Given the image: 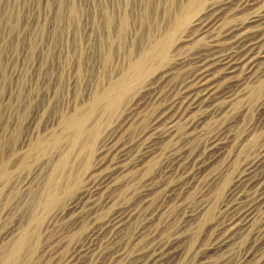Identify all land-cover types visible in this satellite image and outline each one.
Masks as SVG:
<instances>
[{
	"label": "rangeland",
	"instance_id": "obj_1",
	"mask_svg": "<svg viewBox=\"0 0 264 264\" xmlns=\"http://www.w3.org/2000/svg\"><path fill=\"white\" fill-rule=\"evenodd\" d=\"M60 1L0 0V160L11 152L22 151L21 143L33 131L38 136H43L47 130L64 134L68 128L60 123V118L71 117L75 105L80 109L92 102L95 91L105 87L109 77L126 69L135 59L142 45L148 42L149 34L160 33L166 25V18L155 13L148 23L140 24L134 11L138 0H127L135 16L124 34L126 40L112 46V58L101 69L100 44L107 37L100 13L101 2L118 25V10L126 5V0H74L78 7L75 19L69 14L73 0H65L62 5ZM261 3L264 4V0ZM15 12L20 13L17 22ZM115 32L114 28L112 33ZM204 41L195 30L185 46L172 55L182 59L196 54ZM34 43L36 47L32 52ZM182 60L176 74L160 88H152L136 97L135 104L138 105H134L135 112L124 121L126 124L121 123L122 117L118 121L113 118L106 126L105 123L101 125L104 126L99 130L80 176L63 189L61 199L39 209V245L24 264H145L165 240L177 236L182 239L186 253L178 260H172L173 264H253L259 239L257 232L264 230V206L253 207L255 222L240 240L233 243L229 259H220L218 255L202 259L199 251L217 237L218 225L229 217L227 205L231 198L228 188L264 144V111L254 107V96L247 95L241 101V104L245 103L241 115L230 109L228 114L214 117L193 140L195 153L203 151L217 127L219 129L234 117L230 127L233 145L227 155L209 165L202 176L193 175L192 164H182L183 174L173 173L168 180L160 175V167L171 162V154L175 151L173 145L180 148L192 141L186 138L189 126H184V130L172 138L169 152L164 151L151 168L142 171L135 167L145 150L143 144L155 126L163 125L166 110L189 80ZM37 112L42 116L39 115L36 124L31 125ZM224 160L230 165L228 179L224 176L218 182L209 183L211 174ZM44 161L25 160L15 165L16 159L11 158L9 165L6 162L3 167L9 168L0 169L3 171L0 172V253L27 221L32 190L37 189L51 170ZM122 168L129 170L120 174ZM128 172L132 173L127 175ZM152 178L164 179L165 184L156 193L143 197L141 192ZM23 180L27 181L31 192L23 187ZM179 182L186 186L177 187ZM109 183L114 184L109 192L110 200L89 212L94 200L102 195ZM77 196L79 198L72 206L62 212L65 201ZM130 205L135 216L118 239L96 233L98 226L105 222L112 224ZM201 208L207 212L199 211ZM140 231H143L142 235Z\"/></svg>",
	"mask_w": 264,
	"mask_h": 264
},
{
	"label": "bare ground",
	"instance_id": "obj_2",
	"mask_svg": "<svg viewBox=\"0 0 264 264\" xmlns=\"http://www.w3.org/2000/svg\"><path fill=\"white\" fill-rule=\"evenodd\" d=\"M63 1L65 0L60 1L61 5ZM261 1L138 0L135 3L134 11L137 22L146 24L154 13L160 14L166 18L164 30L157 34H149L148 42L142 45L135 59L128 64L126 69L118 70L113 77H109L107 85L95 91L92 102L88 103L85 108L79 109L78 105H75L71 117L60 118V123L68 128L64 134L47 130L43 136H38L33 131L21 143L22 151L19 149L1 158V170L6 162L9 165L11 158L16 159L15 165H20L25 160L31 162L32 160H45L44 163H47L51 170L46 173L37 189L32 190V195L29 194L27 221L23 223V227L17 229L18 231L15 232L17 236L14 234L15 236H12L8 244H5L4 250L0 253V264H24L28 258L33 256L41 226L39 209L44 204L47 206L61 199L63 189L80 176L79 173L83 166L88 163L94 141L100 133L99 130L101 131L104 126L101 127V125L105 123L106 126V122H111L113 118L118 121L123 117L124 120L121 123L131 118L135 112L134 105H138V103L135 104L136 97L152 88H160L176 74V69L182 63V59H184V67L189 74V80L181 89L179 97L166 110L167 115L163 125L155 126L143 144L145 150L139 153L141 156L139 155L140 158L135 167L141 170L151 168L153 162L159 160L164 151L170 150L172 146H169L170 141L180 130H184V126H189L190 132L186 133V138L187 141L189 139L192 141L189 144L184 142L185 145L183 144L184 146L180 148L173 145L172 148L175 151L171 152V162L160 167L161 176H165L168 180L173 173L183 174L182 164H192V170H195L193 175L200 177L206 173L209 165L212 166L222 156L227 155L234 141L230 131L234 117L223 121L219 129L217 127L216 133H212L206 141L203 151L195 153L193 140L198 138L205 124L214 117L226 115L230 109L236 111V115L242 113L245 103L241 104V101L247 95L254 96L256 98L254 107L259 111H264V4ZM101 3L100 13L107 29V37L104 41L101 40L100 44L99 62L102 69L112 58V46L115 43L120 45L123 40L125 42L124 34L131 24L132 16L135 15L126 0V5L118 10L119 21L116 25L114 17L108 13L104 3ZM245 13L247 15L243 16L242 14ZM13 14L17 22L20 13ZM69 14L74 19L78 15V7L74 0ZM114 28L116 32L112 33ZM195 30H198L199 36L205 39L203 47L196 54L185 56L182 59L174 58L172 53L182 49ZM149 31H152L151 27ZM1 47L0 45V59ZM35 47L36 44H32V52ZM18 98L21 99L20 94ZM40 113L37 112L31 125L34 122L36 124ZM182 138L179 139L183 141ZM260 148L250 164L228 188V197L231 198V202L227 205L229 217L218 225L217 237L199 251L202 259L217 255L220 259H229L232 255L233 243L240 240L243 233L255 222L253 207L255 205L264 206V144ZM227 161L220 163V168L211 174L209 183L218 182L224 176L225 180L228 179L229 173L227 172L230 165ZM123 169L119 171L120 174L122 171V174H126L129 170ZM130 173L132 172H128L127 175ZM22 184L26 190L31 188L30 180V186L26 180ZM163 184H165L164 179L157 181L152 178L142 190L141 195L146 197L156 193ZM113 185L109 183L106 186L102 195L94 200L89 212H94L99 205L110 200L109 192L113 189ZM184 186L186 184L177 183V187ZM70 198L63 204L62 212L71 207L79 196ZM126 209L125 213L115 219L112 224L105 222L98 226L96 233L99 236L109 234L113 239H118L123 228L135 216L132 205ZM199 211L207 212L204 208ZM191 216L194 219L193 214ZM143 231H140V235ZM257 235L259 239L254 252L253 264H264V230L258 231ZM181 240L179 236L165 240L145 264H169L174 259L178 260L186 253L182 248Z\"/></svg>",
	"mask_w": 264,
	"mask_h": 264
}]
</instances>
